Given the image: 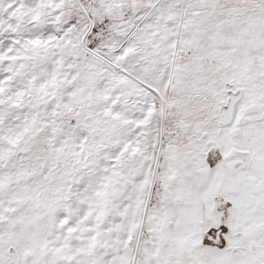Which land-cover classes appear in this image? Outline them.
<instances>
[{
	"label": "snow or ice",
	"instance_id": "snow-or-ice-1",
	"mask_svg": "<svg viewBox=\"0 0 264 264\" xmlns=\"http://www.w3.org/2000/svg\"><path fill=\"white\" fill-rule=\"evenodd\" d=\"M0 264H264V0H0Z\"/></svg>",
	"mask_w": 264,
	"mask_h": 264
}]
</instances>
